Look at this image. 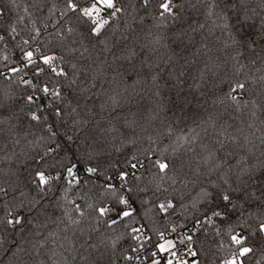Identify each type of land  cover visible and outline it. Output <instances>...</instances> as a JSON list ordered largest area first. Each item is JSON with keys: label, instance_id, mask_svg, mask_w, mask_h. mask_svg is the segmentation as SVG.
I'll return each instance as SVG.
<instances>
[{"label": "snow or ice", "instance_id": "obj_1", "mask_svg": "<svg viewBox=\"0 0 264 264\" xmlns=\"http://www.w3.org/2000/svg\"><path fill=\"white\" fill-rule=\"evenodd\" d=\"M62 2L60 19L52 25L54 34L49 33L56 43L49 42L50 47L38 42L42 33L35 20H30L29 28L24 15L12 21L5 16L7 10L0 8V48L19 52L12 66H9L12 63L9 57L3 56L7 73L0 71V76L5 79H9L8 74L18 77L19 84L30 89L22 98L28 109L23 115L29 121L46 126L49 139L55 143L54 147H47L38 160L33 158L37 167L25 178L27 182L23 187L17 183L20 177L16 173H13L15 180L0 182V228L21 230L30 224L38 228L42 218H48L49 208L53 206L64 210L70 225H78L80 220L72 218L66 203H71L73 211L81 218L85 212L74 200L68 201L67 194L73 188L89 185L98 189V195L105 200L100 206L88 205L96 214L97 225L113 229L120 222H134L139 213L133 198L137 188L132 180H142L137 172L144 169L154 179L159 177L161 181L170 182L173 195L188 190L189 186H199L198 199L192 206L199 205L197 211L202 218L198 216L194 225L197 231L205 234L208 233L206 226H210L217 237L227 236V246L223 239L215 242L218 247H227L231 252L221 264H247L258 252L264 260V150L257 155L254 151L257 146L243 134V130H239L242 140L229 132L232 127L229 120L235 119L233 113L250 107L251 116L255 117L257 110L264 109V104L257 99H249L251 96L264 99V0H259L256 8L251 6L255 0H209L208 15L221 22L213 21L221 30V36L215 41L202 43L192 53L191 60L185 59L184 64H178L177 71L163 83L149 61L154 49L147 45L140 49V52L147 50L148 54L143 56L134 46L126 56L113 55V61H127V71L131 72L123 91L127 92L131 87L143 100L144 96L135 87L143 85L141 91L146 89L151 98L147 105L138 103L132 119L121 118L116 111L119 102L115 97H110V109L103 103L101 97L106 94L103 85L101 90L93 91L103 75L107 57L101 61L96 45L89 47L85 43V40L91 42L94 38L103 46L101 52L112 54L106 30L126 12V8L120 0H85L83 4L80 0ZM142 3L147 8L150 0H142ZM35 7L40 11L39 2ZM216 8H219L218 13L214 11ZM55 9V4L48 9L49 17ZM182 9L183 3L178 0H159L157 27L168 29L172 26V38L177 47L187 48L185 39L191 40V37L182 27ZM24 12L31 17L28 8ZM73 19L76 26L70 24ZM77 27L81 30L79 38L68 40L69 35L75 37ZM198 27L202 29L205 25ZM47 30L45 25L44 31ZM209 31L211 33L212 29ZM21 32H25L27 38ZM134 36L133 33L125 40ZM138 57L139 64L136 63ZM93 64L97 66L92 67ZM193 68L196 69L195 75H191ZM97 103L101 113L109 110L108 117L96 111ZM161 111H170L178 122L190 119L195 125L188 130L187 136L178 140L188 141L189 148L185 152L195 151L196 147L201 149L203 155L198 154L200 158L196 163L180 159L177 148H173L170 156L154 155L156 150L151 145L155 138L151 135L147 136L150 142L147 149L137 148L123 161L116 159L114 153L123 155L129 145L136 148L140 140L136 129L147 132ZM3 123L0 120V125ZM57 125L65 129L62 134L57 131ZM205 138L210 141L214 138V142L205 144ZM261 143L264 144V138ZM122 163H127L133 171L122 170ZM96 180H102V183L96 184ZM160 187L157 185V190ZM163 191L167 192L168 188ZM154 207L168 215L169 210L174 211L177 205L173 199L165 198ZM218 223L226 227H218ZM182 227L171 225L158 232L155 250L142 257L141 253L147 251L146 245L152 238L146 234L144 226H132L128 238L134 243L128 250L120 256L113 253L108 257L101 252L98 264L105 259L107 264H117L120 260L125 264H145L148 260L150 264H162V261L163 264H200L198 259L191 262L184 259L177 248L178 240L185 246L184 255L193 258L199 255L192 248L195 233H180L178 229ZM166 232L176 233L177 238L167 239ZM119 239L111 241L113 249ZM261 260L256 264H261Z\"/></svg>", "mask_w": 264, "mask_h": 264}, {"label": "trees", "instance_id": "obj_2", "mask_svg": "<svg viewBox=\"0 0 264 264\" xmlns=\"http://www.w3.org/2000/svg\"><path fill=\"white\" fill-rule=\"evenodd\" d=\"M37 2L40 3V11L36 10L35 5ZM80 2L83 4L85 0H80ZM178 2L183 3L182 27L189 32L191 37V40L185 39L184 43L187 48L184 46L177 47L172 38V32L174 31L172 26L168 29L157 27L156 17L158 16L159 0H150L147 8L144 7L142 0H120V4L126 8V12L119 16L106 30L107 41L109 48L112 49V54L101 52L100 49L103 46L97 44L94 38L91 42L85 40L89 47L96 45L101 61L107 57V63L103 66V75L97 81V88L93 91L101 90L100 86L103 85L102 90L106 94L101 97V100L110 109L112 104L110 97H115L119 102L116 111L120 113L121 118L127 116L132 119V113L137 112L138 103L147 105L151 98L148 96L146 89L141 91L144 88L143 85L135 86L137 91L144 96L143 100L136 96L131 87H128L127 92L123 91L128 85L127 76L131 72L127 71V61H113V55L126 56L129 49L134 46L135 50L143 56L148 54L147 50L140 52V49L143 45H147L148 48L154 49L149 55V61L153 64L154 70L159 73L162 78L161 83H163L169 79L171 73L177 71L178 64H184L185 59L191 60L192 53L202 43L215 41L217 37L221 36V30L214 26L213 21H216L217 24L221 22L216 20L215 16L210 17L208 15L209 0H178ZM258 3L259 0H255V3L251 6L256 8ZM53 4L56 5V9L49 17L48 9ZM63 7L62 0H46V2L45 0H15V3H12V0H0V8L7 10L5 12L7 19L14 21L17 16L24 15L25 23L28 24L29 28L31 27L30 20H35L36 26L41 29L42 33L41 37L38 38V42L48 44L49 47L51 43H56L53 37L49 36V33L54 34L52 25L60 19L59 13ZM25 8H28L29 12L32 13L31 17L25 14ZM214 11L218 13L219 8L214 9ZM70 24L76 26V21L73 19ZM200 24H204L205 27L200 29L198 27ZM45 25H47V32L44 31ZM20 27L23 28V25ZM192 28L197 30L193 32L191 31ZM210 29H212L211 33ZM80 31L77 27L75 37L69 35L67 39H78ZM133 33L135 34L134 38L126 41L125 38L131 37ZM21 35L27 38L25 32H21ZM4 55L9 57V61L12 62L9 66H12L19 52L16 49L5 50L0 48V71L7 73V69L3 66L2 58ZM95 55L96 53H94V57ZM136 63L139 64V57ZM109 65H112V67L110 68ZM96 66V64L92 65V67ZM195 72L196 69L193 68L191 75H195ZM118 73L121 75H117ZM8 75L9 79L0 76V103L3 104V107L0 108V120L4 121L0 125V128L3 129V131H0V182L15 180L16 177L13 173H16L20 177L17 183L23 187L27 182L25 178L37 167L33 158L38 160L40 154L47 147H54L55 143L49 139L50 133L47 132L46 126L35 121H29L24 117L23 113L27 112L28 109L22 98L30 89L19 84L18 77ZM117 92L120 95H116ZM249 99H257L258 102L264 104V99L260 97L251 96ZM33 110H35L34 106ZM251 110L249 107L243 109L240 113H233L235 119L229 120L232 125L229 132L242 140L243 137L240 136L239 130H243V134L248 136L257 146L254 151L259 155V151L264 150V144L261 143V138H264V109L257 110L255 117L251 116ZM96 111L104 117H108L110 114L109 110L101 113L99 103L96 105ZM111 114L115 115V113ZM249 124L252 125L251 128L248 127ZM192 127H195V125L192 124L190 119L178 122L170 111H161L159 118L148 127L147 132H140L139 128L136 129L137 133L140 134V140L136 148L129 145L125 148L123 155L119 153H114V155L116 159L123 161L126 157H130L137 148L147 149L150 143L147 136L151 135L155 138V143L151 145L156 150L154 155L170 156L173 148H177V155L180 159L195 164L200 155H203L201 149L196 147L195 151L185 152V149L189 148L188 141L178 140L181 136H187L188 130ZM64 130L63 127L57 125V131L61 134ZM210 142H214V138H212V141L209 138L204 139L205 144ZM240 154H243V152H240ZM141 159L143 160V156H141ZM121 169L130 173L133 171L127 163H122ZM137 175L142 176L143 179L139 181L132 180L133 186L137 188L133 193V198L136 201L139 213L134 222H120L113 229H107L102 224L97 225L96 214L88 208V205L100 206L105 202L104 198L98 195L99 190L91 188L90 185L84 188H73L67 194L68 201L74 200L81 205L85 216L79 217L78 213L73 211L71 203H66L65 207L71 213L72 218L79 219L80 223L70 225L67 217L63 214L64 210L53 206L49 208L48 218L46 220L42 218L38 228L31 224L21 230L0 228V241H2L0 243V264H98L101 252L104 253L105 257H108L113 253L120 256L122 252L128 250L129 245L134 243L128 238L130 227L141 225L144 226L146 234L152 238L151 242L146 245L147 251L142 252L141 255L142 257L149 256L150 252L155 250V243L159 241L158 232L165 231L171 225H183L179 229L188 228L194 224L198 216H201V213L197 211L199 205L196 208L192 206L193 202L198 199V185L189 186L188 190H182L180 193L173 195L172 189L169 187L170 182L161 181L159 177L154 179L151 173L144 169H140ZM95 183L100 184L102 180H96ZM157 185L161 186L159 190H157ZM164 188H168V191L164 192ZM165 198L173 199L177 205L174 211L169 210L168 215L160 213L154 207L155 204ZM142 201L148 203L142 204ZM61 203L65 202L61 201ZM0 215H2V212H0ZM126 223L127 227L125 226ZM217 226L226 227L221 223H218ZM206 227H208L207 234L196 230L193 235V250L197 251L199 255L195 258L186 255L187 259L189 262L198 259L200 264H221V261L228 258L231 252L227 247H218L215 242L223 239V243L227 246L228 238L226 235L217 237L212 227ZM97 228L99 230H96ZM117 237H120V239L116 248L113 249L111 241L116 240ZM182 247L185 248L177 240V248L181 255H184L186 249L181 250ZM257 260H261L259 252L252 256L247 264H256ZM102 264H107V259ZM117 264H125V262L120 260ZM145 264H150V260L146 261ZM261 264H264V260H261Z\"/></svg>", "mask_w": 264, "mask_h": 264}, {"label": "built area", "instance_id": "obj_3", "mask_svg": "<svg viewBox=\"0 0 264 264\" xmlns=\"http://www.w3.org/2000/svg\"><path fill=\"white\" fill-rule=\"evenodd\" d=\"M114 182H117L118 183V181H114ZM178 231L180 232V233H184V232H187L188 234H193V233H195L196 232V228H195V225L193 224V225H191V226H189L188 228H185V229H178ZM166 238L167 239H176L177 238V234L176 233H170V232H167L166 233ZM162 242V241H161ZM192 248H193V244H192ZM185 248L184 247H182L181 248V250H184ZM179 250V249H178ZM160 254H158V256H159Z\"/></svg>", "mask_w": 264, "mask_h": 264}, {"label": "rangeland", "instance_id": "obj_4", "mask_svg": "<svg viewBox=\"0 0 264 264\" xmlns=\"http://www.w3.org/2000/svg\"><path fill=\"white\" fill-rule=\"evenodd\" d=\"M163 242V241H162ZM183 258L184 259H187V256L186 255H183ZM188 260V259H187ZM162 264H163V261H162Z\"/></svg>", "mask_w": 264, "mask_h": 264}]
</instances>
